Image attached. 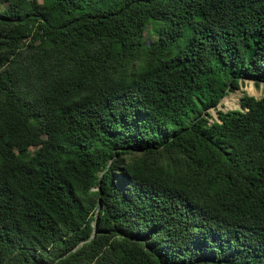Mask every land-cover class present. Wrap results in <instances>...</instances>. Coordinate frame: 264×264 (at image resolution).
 I'll return each instance as SVG.
<instances>
[{"label": "trees", "instance_id": "16d2710c", "mask_svg": "<svg viewBox=\"0 0 264 264\" xmlns=\"http://www.w3.org/2000/svg\"><path fill=\"white\" fill-rule=\"evenodd\" d=\"M0 1V264H264V0Z\"/></svg>", "mask_w": 264, "mask_h": 264}, {"label": "rangeland", "instance_id": "374dc122", "mask_svg": "<svg viewBox=\"0 0 264 264\" xmlns=\"http://www.w3.org/2000/svg\"><path fill=\"white\" fill-rule=\"evenodd\" d=\"M22 0H17L16 3L20 2ZM40 3L43 2V0H38ZM4 3L0 1V10L3 9ZM156 39V36L151 37L150 33L148 32L146 35L145 43L147 45H150L151 42H153ZM152 52L154 53H160L164 54L165 50L159 49L158 47H151ZM245 95L255 97L257 99H261L264 97V83H261L260 85H257L253 81H245L243 84H241L240 88L238 90H233L232 92H229L228 95L221 101V103L218 105L217 109H211L210 113L213 116L215 120H218V111H232L239 109L241 107L240 101L241 98ZM210 122H213V119H210Z\"/></svg>", "mask_w": 264, "mask_h": 264}, {"label": "water", "instance_id": "95a60500", "mask_svg": "<svg viewBox=\"0 0 264 264\" xmlns=\"http://www.w3.org/2000/svg\"><path fill=\"white\" fill-rule=\"evenodd\" d=\"M226 112H228V111H226Z\"/></svg>", "mask_w": 264, "mask_h": 264}]
</instances>
